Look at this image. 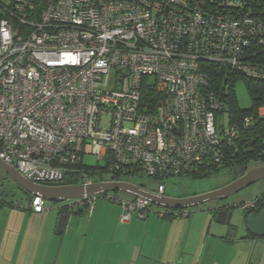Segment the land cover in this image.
<instances>
[{"label":"built area","instance_id":"1","mask_svg":"<svg viewBox=\"0 0 264 264\" xmlns=\"http://www.w3.org/2000/svg\"><path fill=\"white\" fill-rule=\"evenodd\" d=\"M247 9L232 0H0V157L25 176L77 167L88 187L98 181L78 165L95 156L120 181L159 180L152 191L162 196L170 179L208 174L256 116L264 118L263 105L225 127L219 115L228 103L206 89V64L264 83V16ZM103 116L112 118L109 129ZM109 194L122 224L155 207ZM95 200H71L69 209L89 204L92 212ZM20 206L52 210L39 196Z\"/></svg>","mask_w":264,"mask_h":264},{"label":"crops","instance_id":"2","mask_svg":"<svg viewBox=\"0 0 264 264\" xmlns=\"http://www.w3.org/2000/svg\"><path fill=\"white\" fill-rule=\"evenodd\" d=\"M28 199L30 198H26L24 202ZM52 204L48 202L52 210L44 214H35L22 207L25 211L23 217L27 218V222L15 236V249L12 257H5L7 263L206 264L204 257L210 255L209 246L200 254L199 243H207L210 237L218 236L212 233L214 220L204 214L190 213L188 217L168 216L166 219L150 214L145 220L134 217L130 224H122L120 218L123 210L115 203L95 200L92 212L89 204L74 206L73 209H69L74 204L73 201ZM64 209L69 210L71 216L65 233L57 236L59 219L56 221L51 212L58 210L60 217V212ZM246 222L244 219L245 227ZM224 227L231 231L235 225L232 223L231 226ZM222 236L224 235H220V238L223 239ZM6 240L5 253L9 255L10 240ZM247 240L256 242L264 241V238L248 236ZM228 241L233 242L231 239ZM2 249L0 243V253Z\"/></svg>","mask_w":264,"mask_h":264},{"label":"rangeland","instance_id":"3","mask_svg":"<svg viewBox=\"0 0 264 264\" xmlns=\"http://www.w3.org/2000/svg\"><path fill=\"white\" fill-rule=\"evenodd\" d=\"M236 95L240 108L244 110L251 109L253 106L252 98L248 92L245 80L243 77H239L236 83ZM219 120L227 127L229 125V109L226 108V112L223 115H219ZM112 118L109 116H103L101 121L102 129H109L111 127ZM257 165V164H254ZM83 166L91 168L94 180L100 181H112L114 174L110 171L107 161H99L95 156H85ZM231 178V170L223 169L217 173L212 174L209 178L195 179L193 177L173 178L168 181L167 194L171 197H181L185 195L203 194L219 189ZM75 179L77 183L81 182L80 177L76 175ZM126 181L135 185H146L149 188L157 186L159 180L152 178H128ZM0 190L8 192L7 197H1V200L6 201V205H0V243L2 250L0 253V264H9L6 262L5 257H12L13 250L15 249V236L22 225L27 222V218L23 217L25 213L24 209L20 206L25 201V197L19 192L18 186L11 180L5 178L0 171ZM264 192V181L253 185L252 187L240 192L237 195L230 197L227 200L220 201L217 204L207 203L197 208L189 209L191 213L198 215L204 214L212 217V210L221 204H240L255 199ZM111 193L109 195H113ZM125 196H130L126 193H121ZM97 202H107V195H101L96 197ZM49 204H52L49 202ZM53 205V204H52ZM161 208L154 207L152 211L153 217L159 218L158 212ZM233 220L232 223L235 228L228 231L223 225H217L214 223L213 234L218 235L217 238L210 237L207 241L199 243L200 254L203 249H207L209 246L210 255L204 257L206 264H264V241L251 242L247 240L249 233L246 230L244 224V211L237 207L232 209ZM55 215L56 221L59 219V211L53 210L51 212ZM199 218H202L200 216ZM210 222V221H209ZM221 228V229H220ZM220 229V231L216 230ZM220 235H224L223 239ZM10 240V254L6 255L7 240ZM228 239L233 240L229 242ZM206 243V246H205ZM207 251V250H205ZM14 264V263H13Z\"/></svg>","mask_w":264,"mask_h":264},{"label":"water","instance_id":"4","mask_svg":"<svg viewBox=\"0 0 264 264\" xmlns=\"http://www.w3.org/2000/svg\"><path fill=\"white\" fill-rule=\"evenodd\" d=\"M0 170L27 194L39 196L53 204H62L67 201L84 198H96L108 193H126L131 196L148 199L154 206L175 210H188L207 203L216 204L264 181V164H257L241 169V174H244L242 177L217 190L189 197H171L158 195L141 185L120 180L103 181L88 187L84 185L59 184L64 181L65 174L63 172L36 167L25 176L1 157ZM212 213V219L216 224L223 226L232 225L233 212L212 210ZM70 216V212L60 215L56 228L57 236L65 233ZM246 228L252 236L264 238V209L259 216L252 214L247 218Z\"/></svg>","mask_w":264,"mask_h":264},{"label":"trees","instance_id":"5","mask_svg":"<svg viewBox=\"0 0 264 264\" xmlns=\"http://www.w3.org/2000/svg\"><path fill=\"white\" fill-rule=\"evenodd\" d=\"M206 1L209 5L216 6L218 4L224 3L227 0ZM245 3L246 8H248L247 10H250L252 13L264 16V0H245ZM204 71L206 72L208 77V84L206 86V89L208 91H213L221 99H224L228 103L229 116L232 124L240 123L241 120L247 115H257V110L264 105V83L243 78L253 102V106L251 109L244 110L239 106L235 89L238 78L240 77L239 75H235L233 73L231 74L225 68L210 64L204 65ZM225 155L226 156L223 159L221 165L214 166L211 172H209L208 174H202L195 179L209 178L212 174L217 173L223 169L234 170L244 164H250L254 162H261L264 164V118H259L256 116L255 121L253 122L250 129L242 132L241 138L231 147L229 152L225 153ZM76 168L77 167L65 172L64 181L63 183L59 184H79L76 182L77 180L75 179V177L76 175H78V177H80L81 179V175L77 170H75ZM78 169L91 171L92 175L94 173L91 168H86L85 166H83V163L78 165ZM119 179L120 176L114 174L112 180ZM141 186L145 187L146 189L152 190V188H149L146 185ZM8 195V192L0 190V198H5ZM256 199H258L256 207L244 211L245 222L247 218L252 214L259 216L264 209V192L256 197ZM4 204L6 205V201L1 200L0 205ZM60 213H69V210L64 209ZM249 237L256 238L251 234H249Z\"/></svg>","mask_w":264,"mask_h":264},{"label":"flooded vegetation","instance_id":"6","mask_svg":"<svg viewBox=\"0 0 264 264\" xmlns=\"http://www.w3.org/2000/svg\"><path fill=\"white\" fill-rule=\"evenodd\" d=\"M254 164H263V163H261V162H254V163H250V164H244V165H242V166H240L239 168H237V169H234V170H231V178L224 184V185H222L221 187H224V186H226V185H228V184H230V183H232V182H234V181H236L237 179H239L240 177H242L244 174H241V169H244V168H249V167H252V166H254ZM1 171V170H0ZM2 172V174H3V176L5 177V178H7V179H9V180H11V178H9L8 176H6L5 174H4V172L3 171H1ZM12 181V180H11ZM13 182V181H12ZM16 184V183H15ZM17 185V184H16ZM220 187V188H221ZM18 190H19V192H21V194L25 197V198H30L31 197V195H29V194H27L24 190H22L19 186H18ZM193 195H196V194H193ZM189 196H192V195H186L185 197H189ZM219 203V202H218ZM217 204V203H216ZM221 205H223V204H221ZM220 206V205H219ZM218 207V206H217ZM217 207H214L213 208V210H216V208Z\"/></svg>","mask_w":264,"mask_h":264}]
</instances>
